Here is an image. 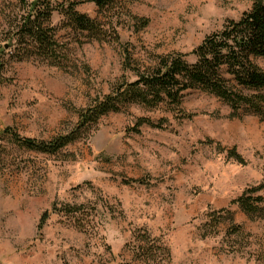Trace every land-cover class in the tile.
Wrapping results in <instances>:
<instances>
[{
  "label": "rangeland",
  "instance_id": "obj_1",
  "mask_svg": "<svg viewBox=\"0 0 264 264\" xmlns=\"http://www.w3.org/2000/svg\"><path fill=\"white\" fill-rule=\"evenodd\" d=\"M76 1L110 41L78 37L55 13L68 62L11 61L0 72V264H264V207L249 214L233 202L264 197L262 117L189 90L190 117L132 104L56 154L4 132L44 141L69 132L118 79L191 52L255 0H120L110 10ZM17 3L0 0V44ZM142 117L167 121L133 130Z\"/></svg>",
  "mask_w": 264,
  "mask_h": 264
},
{
  "label": "trees",
  "instance_id": "obj_2",
  "mask_svg": "<svg viewBox=\"0 0 264 264\" xmlns=\"http://www.w3.org/2000/svg\"><path fill=\"white\" fill-rule=\"evenodd\" d=\"M86 1L94 2L100 10H110L120 0ZM17 4L20 13L12 19L10 29L4 33V44H0V72L11 61L39 58L57 66L68 62V43L59 41L57 27L52 25L55 13L64 18L61 27L73 29L78 37L112 39L101 22L78 9L80 1L18 0ZM190 55L195 61L187 59ZM257 58L264 59V0H255L239 19H227L221 30L207 35L191 52L161 55L155 66L135 72L134 80L125 76L118 79L109 93L97 96L78 111V124L69 132L47 141L22 137L9 128L4 132L20 147L56 154L79 141L105 115L121 112L132 104L150 109L165 106L180 117H190L183 109L189 90L221 98L236 116L245 112L264 119V69ZM125 66L128 69V63ZM166 121L142 117L133 130L139 131L143 124L163 128ZM262 185L260 188H264ZM256 191L254 188L251 192ZM233 202L249 214L259 213L264 207L262 195L248 192Z\"/></svg>",
  "mask_w": 264,
  "mask_h": 264
}]
</instances>
